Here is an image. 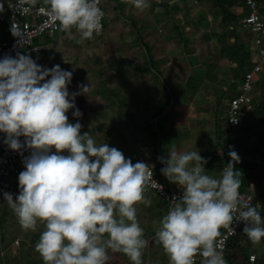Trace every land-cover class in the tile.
<instances>
[{
	"label": "clouds",
	"instance_id": "1",
	"mask_svg": "<svg viewBox=\"0 0 264 264\" xmlns=\"http://www.w3.org/2000/svg\"><path fill=\"white\" fill-rule=\"evenodd\" d=\"M129 2L140 12L151 7L150 0ZM24 4L18 0L16 6ZM44 4L48 16L70 36L75 29L80 40H90L102 30L105 13L99 0ZM17 28L13 23L14 36ZM71 80V72L59 65L44 68L30 55L0 59V133L10 150L30 153L18 176L19 195L14 199L5 192L3 198L23 230L35 232L43 225L35 244L43 264H107L109 250L123 253L131 264H143L148 241L137 219V205L150 206L146 189L153 182L159 186L152 167L133 164L117 148L98 145L90 131L81 135V123L68 122L67 113L73 109L79 121L82 113L75 98L88 96L92 87L80 85L70 97ZM227 123L228 132L229 115ZM228 155L231 162L218 178L205 170L207 161L199 151L172 147L167 158H158L164 165L161 174L182 190L167 213L154 221V241L169 264H196V256L202 258L199 264H226L218 237L221 228H230L234 221L244 222L243 232L252 243L264 239L260 211L241 200L240 172L234 168L240 157L235 151Z\"/></svg>",
	"mask_w": 264,
	"mask_h": 264
},
{
	"label": "rangeland",
	"instance_id": "2",
	"mask_svg": "<svg viewBox=\"0 0 264 264\" xmlns=\"http://www.w3.org/2000/svg\"><path fill=\"white\" fill-rule=\"evenodd\" d=\"M40 1L44 4V0ZM165 1H171L172 4L174 0H150L151 7L140 12L132 7L129 0H103L102 6L105 12L106 29L102 35L94 34V38L90 40H80L79 33L75 29L72 30L71 36L61 31L53 38L54 46H51V49L49 48L46 52H38L34 58L40 57V59H37L40 63L38 65L44 68L51 69L54 65H59L62 70L72 73V80L68 85L70 97L72 93L79 91L80 85L91 84L92 87L88 96L78 95L74 101L76 109H79L82 116L77 121V118L73 116L75 109L69 110L67 113L69 123L79 122L82 124V129L91 132L93 130L98 131L101 123L105 122L106 119L107 122L116 124L114 127L117 128L114 129V132H117L120 126L118 138L125 139L129 135L126 134V128L127 131H130L136 125L133 124L134 121L142 120L143 125L139 124V126L142 127L143 133L146 132L149 142L153 143L158 140V158H167L172 147L179 151L183 146L188 149H191L189 148L191 146L199 153L206 154V152H209L210 146L207 147V143L202 144L199 141V135L191 133L188 128L177 126L178 121L175 123L176 126H171V124L173 120L179 117L177 116L179 114L181 116L186 114L182 122L186 124L190 110H193L194 106L198 113L203 110L207 111L206 104L211 103L210 95H212L214 107H217L216 104L221 105L223 102L221 108H227L230 98L228 96H231L234 90L236 91L235 87H232L224 93L223 89H218L216 86L212 89H197L201 92L191 93V95L188 92H181L182 89H186L184 83L189 74L193 72V70L189 71L188 64L192 62L190 64L195 66V64L201 62L202 57L205 59L206 56H209V49L204 48L201 45L202 43L199 42L200 36L199 38H196V36L201 33V28H210L214 25L216 27L221 26V17L215 18L214 16L215 11L219 8L215 7L210 0H201L199 4L195 5L178 0L179 9L176 7L174 12L163 13L161 18L160 14L165 10L159 4ZM186 3H188L187 6ZM181 5H184L185 8L183 12L180 10ZM189 6L193 7L190 12ZM239 6L234 5V10L239 12ZM156 9H159L157 11L160 13L159 15L156 14ZM188 12L190 16H188ZM198 15H202V21L205 22L203 26L200 24L202 21L199 20ZM186 17L191 18L188 22L193 23V25L192 27L190 25L184 26L186 31H183V29L180 31L184 36L190 37L191 40L186 43H179L177 35L180 31L178 29L182 27V20ZM206 17L207 20H204ZM159 18L161 20H158ZM173 26H176V28L174 29ZM192 30H198L199 33L197 32V34ZM1 32V36H4L3 31ZM169 35H172L174 39H171V36L168 38ZM175 37H177L176 40ZM143 42L151 48L150 55H148ZM210 49L215 51L213 48ZM150 57L154 58L153 63H151ZM254 61L255 63L259 62L257 53L254 55ZM200 65L203 67H200L199 70L205 69L203 63ZM165 66L171 67L165 70ZM175 66L185 70L180 72ZM199 70L197 71L199 72ZM161 72L164 74L162 75ZM176 72L179 74L178 76ZM184 72L187 74L186 77ZM262 73H264V70ZM166 80L170 81L167 82ZM165 81L170 86L165 85ZM194 83L196 85L198 81H194ZM207 90L210 93L209 96H206ZM163 103L164 105L169 104L168 109L163 113L161 111L160 117L157 119L152 118L150 121L151 117L159 115L158 111ZM158 105L160 107H157ZM104 108L111 109V112L108 111L111 113L110 116ZM215 110L214 108V111H212L213 116L224 118L220 122L225 123L226 113ZM114 111L116 113H113ZM251 112L243 110V115H245L243 126L248 124V117H253ZM171 118H173L172 121ZM163 126L165 129L168 128L165 131L166 133L163 136H155L157 129ZM255 129L258 132L260 126H256ZM124 132L125 134H123ZM0 139H5L4 135H0ZM226 141L227 139L223 138L219 143L224 152L226 150L223 146H225ZM160 142H165V144H160ZM200 143L203 146L202 150L199 147ZM238 146L237 150L240 152L246 144L241 142L240 147ZM205 148H207L206 152L204 151ZM29 154V152H25L22 157ZM21 159L20 166H22ZM159 165H161L160 161L155 163V166ZM261 172L264 173V170ZM18 176L0 180V264H43L41 257L35 251V244L39 240L43 225H38L35 232L23 230L17 217L3 198L5 192L12 194L14 199L19 195ZM261 179L263 180L264 177L261 176ZM260 199L258 196L255 201L259 205H263ZM145 232L147 231H144V238L147 235ZM241 237L240 235L239 238ZM145 239L148 241V238ZM16 241H18V244H16ZM154 246L157 251L153 248L151 250L149 244L143 250V264H169L164 251L162 253L159 251L162 249L161 245L156 244L154 241ZM242 247L249 254L253 251L264 253V239L258 243H252L250 240L248 242L243 241ZM237 251L236 249L231 250L235 263L248 264ZM108 254L110 260L107 264H131L123 253H113L109 250Z\"/></svg>",
	"mask_w": 264,
	"mask_h": 264
},
{
	"label": "trees",
	"instance_id": "3",
	"mask_svg": "<svg viewBox=\"0 0 264 264\" xmlns=\"http://www.w3.org/2000/svg\"><path fill=\"white\" fill-rule=\"evenodd\" d=\"M28 1L33 2L32 0H28ZM177 1L178 0H174L172 4H171V1H165L159 5H161L160 7L167 9V11L174 12L176 11L175 8L177 7V3H178ZM257 1L260 7V13L264 17L263 15L264 14V0H257ZM188 3H186V6L188 5ZM213 4L215 7L219 8L217 11H215V14H214L215 18L221 17V22H220L221 28L218 32H215L218 36L220 47L215 48V51H212V49H209V47H207V50L209 49L208 50L209 56H207L205 61H203L204 63L203 65L205 66V69L199 70L200 67L201 68L203 67L202 65H200V67L192 66L190 72L192 70L193 72L189 74V76L187 77L184 83L186 84V89H182L181 92L182 93L188 92L189 94L191 93L195 94L196 92L198 93L201 92L197 89H211V87L217 86L218 89H223L224 93L227 92L228 89L235 87V89H237V92H235L236 94H234V96L240 95L242 93L243 79L246 73L253 68L255 64L254 55L257 53V49L255 50V46L252 43V38H253L252 33L248 30H245L241 23V20L247 14L245 0H219L217 2H213ZM234 5H240L239 7H241V12H234L232 10V8H234L233 7ZM191 9L192 8H190V10ZM189 12H188V16H190ZM198 16H199V20L202 21V15H198ZM203 16H206V15H203ZM186 18L188 20L191 19L189 17H186ZM193 18H196V17H193ZM187 19L185 20L186 21L185 23L182 21V27L190 24ZM204 20H207V17ZM105 27H106V18H105ZM57 34L58 33H56L55 35ZM55 35L53 36L45 35L40 41H38L42 46H44L39 52L48 51L47 45L52 44L54 42L53 38ZM212 35H213L212 32H207V31L204 32L202 35V41H210V39H212L213 37ZM143 45L147 48L148 55H150L151 48L148 47V44L145 42H143ZM35 56L36 54H34L31 58L33 59ZM150 58L152 61L151 63H153L155 61L154 58L153 57H150ZM33 60L36 62L35 58ZM222 60L224 61L221 63ZM36 63L38 64V62ZM197 70H199V72ZM228 72L231 73V77L226 76V73ZM163 74L164 73H162V75ZM219 75H221L220 78H219ZM257 78H258V75L255 77V87L257 86L256 84L258 83H259L258 85L260 86L263 85V81L261 80L259 81L257 80ZM166 81L169 82L170 80H166ZM166 81H165V85H169ZM194 81L196 82L198 81V84L195 85ZM210 81L213 83H216L217 85L215 86L214 84H211ZM173 85L175 84L173 83ZM255 87H254V90H255ZM208 93L209 92L207 90L206 96H208ZM234 96H232V98ZM251 104L253 103L251 102ZM167 106H169L168 103L166 107ZM244 108L245 107H243V110ZM247 111H251V110H247ZM251 113L253 114V117H251L252 119L248 117V121L254 120L256 118L254 115H256L258 119L264 122V99L261 105L253 109ZM226 131H227V128H226ZM0 135H4V134L0 133ZM4 138H5V135H4ZM256 138L258 141L257 144L253 145V147H247L244 150V152L242 153V155L243 154L244 155L240 158V163L235 164L234 168L240 172V180H241L240 190L242 191L250 190L249 187H251L252 182L255 184V189L257 191L255 192L258 193L257 195L261 198L260 201L263 202V205L260 204V207H258L257 206L258 203L256 201L255 207L258 208L262 219H264V185H263L264 179L262 180L260 177V176H264V173L258 170L259 166H261L259 162L246 160V154H249V153L252 154L254 157H259V156L264 157V127H263V131L260 134L256 133ZM4 140L5 139L3 140L0 139V145ZM223 148H227V147L223 146ZM220 149H221L220 145L215 147V150H216L215 153L217 154L211 160L212 164L214 165L212 167L208 166L207 168H205V170L208 173L211 171L213 173L219 174V172L221 173V171L223 170V167L227 163L231 162V158L228 156V152H229L228 148L226 150L227 152L226 154L220 153ZM240 152L238 153L239 156L241 154ZM151 166L153 167L152 164ZM23 170L24 169L21 166V171ZM155 175L157 176L156 171H155ZM256 175H258L259 177L257 178ZM160 180L162 181V179ZM166 187L169 189L167 185ZM240 235L242 236L241 238H239ZM240 235L233 238L228 246V256H227L228 264H236L234 257L231 255L232 253L231 250H234V249L238 250L237 253L240 254V256H242L247 261L248 264H264V253H260L257 251L256 252L253 251L257 254L256 261L254 263H251L249 261L250 254L247 250H245L244 247H242V242L243 241L248 242V240L246 239L244 233Z\"/></svg>",
	"mask_w": 264,
	"mask_h": 264
},
{
	"label": "built area",
	"instance_id": "4",
	"mask_svg": "<svg viewBox=\"0 0 264 264\" xmlns=\"http://www.w3.org/2000/svg\"><path fill=\"white\" fill-rule=\"evenodd\" d=\"M191 2L197 4L199 0H190ZM103 0H99V7L104 11L102 6ZM0 3L4 5V11L0 12V59L4 56L15 57L17 53L30 55L37 54L41 49L40 41L45 35H55L60 32L58 26V21L52 20L45 8L47 7L43 3H32L25 0V4L22 8H18L16 5L18 0H0ZM245 6L247 9V14L241 20L242 26L245 30L252 33V43L258 49L259 62L255 63L253 68L248 71L243 79L242 93L240 95L234 96L229 102L228 115H229V131H228V144L227 148L229 151L237 150L235 143L236 130L241 126L243 115V107H249L253 99V90L255 87V77L261 74L264 70V17L260 13V7L257 0H245ZM18 25L16 36L10 31L12 24ZM102 30L98 35H102L105 31V16L102 21ZM1 31L3 35L1 36ZM21 142L23 143L24 138L21 137ZM27 152L24 151L23 154ZM21 153L14 152L10 150L4 141L0 145V180L4 178H12L20 174V159L23 156ZM67 155V153H64ZM130 159L133 164L136 162H144L151 166L149 159L142 152H138L133 155H128L125 157ZM228 164V163H227ZM227 164L224 166L226 167ZM223 167V168H224ZM153 171V180L160 186H157L154 182L151 183L148 188L155 191V193L162 199L167 201L169 207H171V200L175 196L177 198L182 196V190L180 188H167L166 185L155 175ZM264 185V180H263ZM241 200L250 206L256 205L255 199L258 197V193L254 190L242 191L240 190ZM260 207L259 204H257ZM245 227L244 222L234 221L230 228H221V236L218 237L219 240L223 241L222 249L223 255L228 264V246L233 238L244 233L243 228ZM246 239L249 241L248 237L245 235ZM18 244V241H16ZM196 264H199L202 259L200 256L195 258ZM257 259V254L255 252L250 253L249 261L254 263Z\"/></svg>",
	"mask_w": 264,
	"mask_h": 264
},
{
	"label": "crops",
	"instance_id": "5",
	"mask_svg": "<svg viewBox=\"0 0 264 264\" xmlns=\"http://www.w3.org/2000/svg\"><path fill=\"white\" fill-rule=\"evenodd\" d=\"M33 1V0H32ZM185 2H190V0L186 1V0H183ZM211 2H217L219 0H210ZM41 1L40 0H35L34 3H40ZM200 2V1H199ZM199 2L197 4H199ZM192 3V2H190ZM194 4V3H193ZM195 5V4H194ZM177 8H178V5H177ZM190 8H193V7H189ZM240 10L239 12H241V7H239ZM163 10H165V12H162L161 14L158 13L156 11V14L157 15H161V18L163 16V13H168L169 11H167V9L165 8H162ZM179 9V8H178ZM184 5H181V8L180 10L183 12L184 10ZM232 10L234 12H237L236 10H234V8H232ZM191 11V10H189ZM207 13V12H206ZM211 14V13H210ZM167 18V15L165 16ZM161 18H159L158 20H161ZM187 18L183 19L182 21L185 23ZM188 20V19H187ZM205 22H201L200 24L203 26ZM191 27L193 25L192 24H189ZM221 25V23H220ZM199 27V26H198ZM221 27V26H220ZM220 27H216L215 25L213 27H210V28H201L202 31H200L201 33L199 35L196 36V38L200 36V41L202 44V46L205 48V47H209L210 48H213V50L217 47H220V43H219V39H218V36L215 32H218L220 29ZM173 28L175 29L176 26H173ZM181 29H183V31H186V27H180L178 30L180 31ZM177 30V29H176ZM199 30V28H198ZM198 30H192L194 31L195 33H199ZM212 32V39H210V41H202V35L204 32ZM197 33V34H198ZM171 34V32H170ZM171 36V39H174L172 37V35H169L168 38H170ZM177 37L179 38V43H186V42H189L191 40L190 37H188L187 35H183V33L180 31L179 34L177 35ZM177 37H175V40L177 39ZM55 44V43H54ZM54 44H48L47 45V50L50 48L51 49V46H54ZM205 44V45H204ZM207 44V45H206ZM209 45V46H208ZM44 47V46H43ZM42 47V48H43ZM202 47V48H203ZM257 48L255 47V50ZM257 54H258V49H257ZM259 56V54H258ZM40 59V57H38ZM207 58V56H206ZM205 58V59H206ZM204 57H202V60H200L201 62H198L197 64H195L196 67H200V64L199 63H203V61H205ZM224 60L221 61V63L223 62ZM36 62L37 59H36ZM220 62V61H219ZM170 63V62H169ZM218 63V61H217ZM38 64H40L38 62ZM168 64V63H167ZM171 64V63H170ZM184 64V63H182ZM199 64V65H198ZM204 64V63H203ZM166 67V66H165ZM164 67V69H165ZM171 67V66H167L165 70H168V68ZM177 67V66H175ZM174 67V68H175ZM180 67H183V66H180ZM178 68V71H183L185 69L183 68ZM188 68H189V71L191 70L192 68V65L189 63L188 64ZM177 71V72H178ZM176 72L177 76L179 75L178 73ZM184 76L186 77L187 74L186 72H184ZM221 75H219V78H220ZM226 76H229L231 77V73L228 72L226 73ZM217 80V78H216ZM257 80H261L263 81V85H258L256 84L257 86L255 87V90L253 92V101L249 107H245L244 110H251L253 111V109H255L257 106H260L263 99H264V73H261L258 75V78ZM256 80V82H257ZM258 81V82H259ZM211 84H214L215 86L217 85L216 83H213L210 81ZM212 86V85H211ZM212 89V87H211ZM235 92H237V89L236 91L234 90V93L231 95V96H228L230 97L229 98V101H228V105H227V108H221L222 107V104H216L217 107H214L213 105V98L212 95H210V93H208V96H209V99L211 101V103H208L206 104V109L207 111H201V112H196L197 109L195 108L194 106V109L193 110H190V115H188L189 119H187L186 121V124H183V119L185 117L186 114L184 115H177L179 117L176 118V120H173V118H171V121L173 120V123L171 124V126H176V121H178V125L177 126H181V127H184V128H188L189 131H191V133L193 134H197L198 138H199V141L203 143H207V147L210 148L209 152H206L207 151V148H205V153L203 152H200V155L207 161V163L204 165L205 168H207L208 166L209 167H212L214 164H212L211 160L212 158H214L216 156L217 153H215V147L219 145L220 141H222L223 138H226L227 141H226V144L224 147H227V144H228V132L226 131V128H227V121H228V108H229V102H230V99L232 98V96H234V94H236ZM191 95V94H190ZM105 98V97H104ZM208 99V97H207ZM205 98V100H207ZM181 100V99H180ZM160 105V104H159ZM157 106V107H160V106ZM167 104L164 105V103L162 104V107L159 108V113L162 111V113L168 109L169 106L166 107ZM180 105V104H179ZM214 108L216 109L215 111H222V112H225L226 113V122L225 123H221L220 121L224 118H221L220 116L219 117H214V113L212 111H214ZM218 108V109H217ZM104 110H106L107 112H111V109H107V108H104ZM189 110V108H188ZM211 111V112H210ZM109 116L111 113H109ZM245 112V111H244ZM113 113H116V111H114ZM161 114V113H160ZM160 114L158 115H154L153 117L150 118V121L152 120V118H158L160 117ZM244 116L245 115H242L241 117V120H242V124L241 126L236 130V137H235V143H236V146L240 147V143L244 142L246 144V146H243L242 149L240 150L241 154H240V158L244 155H242V153L244 152V150L247 148V147H253V145L257 144V138H256V133H261L263 131V127H264V122L260 119L257 118L256 115H254L256 118L254 120H250L248 122V124L246 126H243V119H244ZM105 122H102L101 123V126L100 128L98 129V131L96 130H93L91 131V134L93 135V138L96 140V143L99 145V144H102V143H107L109 145V147H114V148H117L118 150H120L124 156H128V155H133V154H136L138 152H142L144 153V155L149 159L150 163L153 165L155 171H156V174L157 176L162 179V181L171 189H176V188H179L177 185H174L172 183H170L162 174H161V168L164 167L163 164L159 165V166H155V163H159V159H158V153H159V148H158V140H156L155 142L153 143H150L149 142V138L145 133H143V129L142 127L139 126L140 125H143V122L142 120L141 121H134L133 124H136L135 126H133L134 128H132L130 131H127V128H126V134L128 133L129 135L126 136V138L124 139H120L118 138V135L120 134V126L118 127V131L117 132H114V129L117 128V127H114V125H116L115 123H110V122H107V120L105 119L104 120ZM142 123V124H141ZM74 124V123H73ZM256 126H260V129L258 130V132H256ZM149 129V128H148ZM168 129V128H167ZM165 127H159L157 129V131L155 132V136H163L166 132ZM83 130V131H82ZM81 130V135H83L85 132H89V131H86L84 129ZM148 132V130H147ZM125 134V132L123 133ZM153 136V135H152ZM165 142H160V144H162ZM218 144V145H217ZM151 147H153L151 149ZM200 150L203 149V146L201 145L200 143ZM191 149H188L186 147H181V149H179V151H196L195 148L193 147H189ZM151 149V150H150ZM199 149V148H198ZM218 149V148H217ZM225 150H227V148H225ZM215 153V154H214ZM220 153H227V152H224L222 151V149H220ZM229 153V152H228ZM229 156V155H228ZM239 156V155H238ZM230 157V156H229ZM23 158L22 157V161H23ZM246 160L247 161H256V162H259L261 164V166H259L258 170L260 171H263L264 170V157L263 156H259V157H254L252 154H246ZM22 168L24 169V166H23V162H22ZM210 176H213V177H216L218 178L220 176V172L219 174L217 173H213V172H209L208 173ZM256 177L258 178L259 176L256 175ZM261 177V176H260ZM264 177V176H263ZM250 190H254L256 191L255 189V184L252 182L251 184V187H249ZM257 192V191H256ZM145 195L148 199H150L152 201L151 205L150 206H146L144 204H139L137 205V219L141 225V227L144 229V231H147L145 232L147 235H145V238H148V244H149V248H153V250L157 251L155 249V246H154V237H155V228L158 226V225H154V221L158 222L166 213L167 211L169 210V204L167 203V201H165L164 199H162L160 196H158L155 191L151 190L150 188L147 187L146 189V192H145ZM151 231V232H150ZM150 232V234H149ZM162 247V246H161ZM160 253H162L163 248L161 250H159Z\"/></svg>",
	"mask_w": 264,
	"mask_h": 264
}]
</instances>
